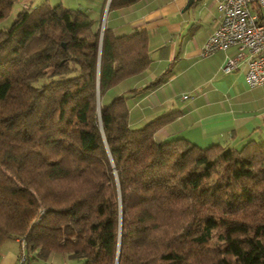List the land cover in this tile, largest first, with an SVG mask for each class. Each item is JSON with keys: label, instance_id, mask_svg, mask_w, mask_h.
Listing matches in <instances>:
<instances>
[{"label": "trees", "instance_id": "obj_1", "mask_svg": "<svg viewBox=\"0 0 264 264\" xmlns=\"http://www.w3.org/2000/svg\"><path fill=\"white\" fill-rule=\"evenodd\" d=\"M150 61L145 30L100 37L61 4L0 29V246L22 239L27 264H264V143L158 140L176 113L131 128L124 95L97 109V88Z\"/></svg>", "mask_w": 264, "mask_h": 264}, {"label": "crops", "instance_id": "obj_2", "mask_svg": "<svg viewBox=\"0 0 264 264\" xmlns=\"http://www.w3.org/2000/svg\"><path fill=\"white\" fill-rule=\"evenodd\" d=\"M34 1L26 3L32 7ZM44 1L51 5L49 0H36L35 6ZM54 1L85 11L94 26L103 24L117 35L147 32L149 65L103 92L109 96L106 103L118 95L127 97L131 128L175 112L174 118L156 132L158 140L183 137L200 147L218 143L233 148H240L248 140L264 143V83L255 87L246 84L245 62L232 72L221 71L226 57L235 54L234 47L206 57L200 55L219 20L215 0H191L188 5V0H138L110 9L109 0ZM163 73L164 79L151 85ZM19 250V239L4 241L0 264H14ZM69 263L62 253L33 261Z\"/></svg>", "mask_w": 264, "mask_h": 264}, {"label": "built area", "instance_id": "obj_3", "mask_svg": "<svg viewBox=\"0 0 264 264\" xmlns=\"http://www.w3.org/2000/svg\"><path fill=\"white\" fill-rule=\"evenodd\" d=\"M219 20L207 36L200 55L206 57L219 50L234 47L233 56L221 65L224 73L245 62V81L249 87L264 83V0H215ZM27 8V7H26ZM28 253L20 239V250L14 264H27Z\"/></svg>", "mask_w": 264, "mask_h": 264}, {"label": "rangeland", "instance_id": "obj_4", "mask_svg": "<svg viewBox=\"0 0 264 264\" xmlns=\"http://www.w3.org/2000/svg\"><path fill=\"white\" fill-rule=\"evenodd\" d=\"M22 2H24V3H22ZM26 2L30 3L29 0H18L17 2H15L12 5V7L10 9V12L8 13V15L5 18H3V19L0 20V29L9 27L11 25L12 21L15 19L16 13L21 8L27 9L29 7V5ZM49 2L51 3V5L56 4L54 0H49ZM35 3H36V0L33 3H31V6L32 7L35 6ZM107 4H109V2ZM103 28H104L103 24H100V26H99L100 37L102 36ZM108 98H109V96H108L107 93H103L102 92L101 95H100V97H99V93H98V100H99L98 106H100V103L101 104H105L106 103V100ZM77 263H78V261L75 260L73 262L70 261L69 264H77Z\"/></svg>", "mask_w": 264, "mask_h": 264}, {"label": "water", "instance_id": "obj_5", "mask_svg": "<svg viewBox=\"0 0 264 264\" xmlns=\"http://www.w3.org/2000/svg\"><path fill=\"white\" fill-rule=\"evenodd\" d=\"M109 2V1H108ZM191 2V0H188L187 5ZM99 100H98V88H97V109L99 110Z\"/></svg>", "mask_w": 264, "mask_h": 264}]
</instances>
